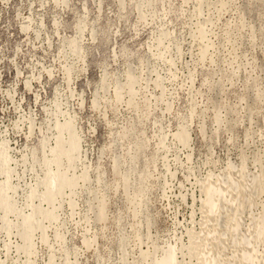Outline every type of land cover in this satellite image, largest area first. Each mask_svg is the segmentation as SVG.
Instances as JSON below:
<instances>
[{"label":"rangeland","instance_id":"obj_1","mask_svg":"<svg viewBox=\"0 0 264 264\" xmlns=\"http://www.w3.org/2000/svg\"><path fill=\"white\" fill-rule=\"evenodd\" d=\"M0 264H264V0H0Z\"/></svg>","mask_w":264,"mask_h":264}]
</instances>
